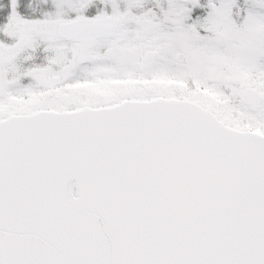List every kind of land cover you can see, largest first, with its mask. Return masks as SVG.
<instances>
[{
	"label": "snow or ice",
	"instance_id": "snow-or-ice-1",
	"mask_svg": "<svg viewBox=\"0 0 264 264\" xmlns=\"http://www.w3.org/2000/svg\"><path fill=\"white\" fill-rule=\"evenodd\" d=\"M0 264H264V0H0Z\"/></svg>",
	"mask_w": 264,
	"mask_h": 264
}]
</instances>
